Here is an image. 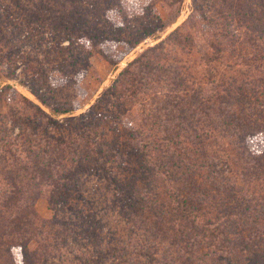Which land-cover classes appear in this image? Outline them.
<instances>
[{
	"label": "rangeland",
	"instance_id": "rangeland-1",
	"mask_svg": "<svg viewBox=\"0 0 264 264\" xmlns=\"http://www.w3.org/2000/svg\"><path fill=\"white\" fill-rule=\"evenodd\" d=\"M77 1L83 19L74 34L63 11L70 0H0V56L14 30L23 40L15 62L0 65V264H97L104 250V264H180L178 247L152 245L151 230L128 217L115 180L140 182L138 153L161 146L170 127L182 133L189 178L204 192L198 199L214 202L206 194L229 183L253 204L264 200V83L241 66L254 53L242 19L247 0ZM209 43L241 73L223 64L210 77ZM231 76L250 89L230 93L239 97L228 109L236 121L216 126L214 95L226 88L216 84ZM36 84L53 107L70 111L53 114L30 92ZM78 146L100 150L103 168L80 175L67 204L51 202L47 169L55 159L69 163ZM160 184L158 202L171 207V189ZM73 209L96 217L94 248Z\"/></svg>",
	"mask_w": 264,
	"mask_h": 264
},
{
	"label": "trees",
	"instance_id": "trees-1",
	"mask_svg": "<svg viewBox=\"0 0 264 264\" xmlns=\"http://www.w3.org/2000/svg\"><path fill=\"white\" fill-rule=\"evenodd\" d=\"M30 1L42 2V0ZM43 2L50 4L51 0H43ZM244 7L242 19L247 24L245 30L250 34L249 41L254 53L250 57L243 58L241 66L254 67L257 70L258 81L264 83L262 70L264 69V0H247ZM23 11L24 9L21 12ZM63 11L66 17L70 16L73 20L72 32L77 34L81 25L80 20L83 19L79 12L78 1L70 0ZM2 17L0 15V20ZM5 22L14 25V21L6 20ZM83 26L86 25L83 24ZM12 33L14 35L9 40L6 55L0 56V61L5 60L0 65H5L6 68L15 62L16 54L21 48L17 45L20 46L23 42L18 29ZM29 38L30 36L27 40ZM5 41V37L1 38L0 33V43L3 44ZM204 57L209 67L207 73L210 77L217 66L223 64L230 67L229 72L241 73L236 69V65H230L229 57L225 59L221 48L214 43L205 46ZM8 77H13L12 70L9 71ZM219 81H217V87L220 85L223 88L225 85L226 88L214 95L217 100L215 117L217 120L220 118L216 126L226 124L227 120L228 122L236 121L234 113L228 112V109L235 106L233 102L239 100V97L232 96L230 93L240 94L243 90L250 89L248 84L239 82L234 76H231L226 83ZM30 92L49 107L53 114H65L70 111V109L53 107L45 99L44 90L39 84L31 85ZM99 102L96 106L100 105ZM86 127L88 128V125ZM184 131L187 132V129H181V132ZM181 134L168 127L166 136L159 143L161 146L155 144L157 148L152 151L141 150L138 153L141 166L140 177H138L140 182L115 180L118 185L117 192L124 203L122 207L128 212V217L132 216L135 219L138 217V221L146 225L147 230H151L152 236L149 240L152 245L161 239L173 247H178L177 253H182L180 264H264V200L253 204L251 200H245L235 186L228 185L229 183H225L228 188L219 183V186L223 187L219 193L206 194L207 196L210 194L214 202L209 203L208 198H206L208 203L198 199L199 194L202 196L204 192L198 193L201 187L195 184V179L189 178L191 173L187 165L189 156L185 148L178 143ZM72 152L74 153L69 163L63 165L60 161L63 158L55 159L51 162L52 167L47 169L52 170L53 174L45 172L55 177L51 183L54 188L51 202L56 204H67L71 197V190L75 187L80 175H92L96 172L95 170L103 168L98 162L97 153L100 150L97 152L93 148L78 146L73 148ZM160 182L167 183L171 189L169 194L171 207L158 202L157 190L161 187ZM204 204H207V207ZM71 215V218L76 220V224L80 225L79 229L83 232L87 243L92 248L97 246L100 236L97 233L101 231V228L96 222V217L83 209H73ZM73 223L75 222L71 221L69 234L75 232ZM66 234H68L67 231ZM104 251H97L100 257L97 264H104L102 261L106 258ZM197 254H202V257H196Z\"/></svg>",
	"mask_w": 264,
	"mask_h": 264
}]
</instances>
